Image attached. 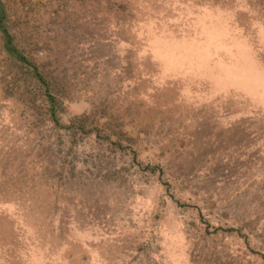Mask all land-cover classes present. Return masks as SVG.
Segmentation results:
<instances>
[{
  "label": "rangeland",
  "instance_id": "obj_1",
  "mask_svg": "<svg viewBox=\"0 0 264 264\" xmlns=\"http://www.w3.org/2000/svg\"><path fill=\"white\" fill-rule=\"evenodd\" d=\"M1 17L0 264H264V0Z\"/></svg>",
  "mask_w": 264,
  "mask_h": 264
},
{
  "label": "trees",
  "instance_id": "obj_2",
  "mask_svg": "<svg viewBox=\"0 0 264 264\" xmlns=\"http://www.w3.org/2000/svg\"><path fill=\"white\" fill-rule=\"evenodd\" d=\"M3 21H4L3 17H1L0 18V29H1V31L4 30V33H3L5 35V40H4L5 42L4 43H5V48L8 51V55L13 57L15 60H18L19 62H24V64L28 63V60L26 59L25 56L20 55L18 52H16V50H14L13 40L8 35L7 29L4 28V25H3L4 22ZM30 65L32 66L31 63H30ZM32 72L34 74L33 76L36 79L37 84L40 87H42L44 90V95H45L46 102L49 106V114H50L51 119L55 123H59L58 112L56 110L57 107H56L55 96L52 94L48 80L46 79L44 74H42L34 65L32 66Z\"/></svg>",
  "mask_w": 264,
  "mask_h": 264
}]
</instances>
